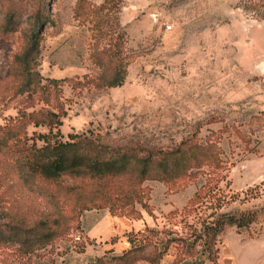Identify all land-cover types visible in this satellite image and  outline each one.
Segmentation results:
<instances>
[{"label":"rangeland","instance_id":"374dc122","mask_svg":"<svg viewBox=\"0 0 264 264\" xmlns=\"http://www.w3.org/2000/svg\"><path fill=\"white\" fill-rule=\"evenodd\" d=\"M76 1L56 0L49 12L56 26L44 32L38 58V73L45 79L81 80L91 72L88 33L72 17ZM87 1L99 5L104 0ZM122 1L117 20L136 59L120 87L97 92L62 85L65 114L59 139L83 135L114 148L152 150L171 148L192 136L203 139L229 125L242 124L240 130L248 135L250 117L264 112V0ZM17 4L25 5L24 11L32 2ZM7 5L8 1L0 0V6ZM25 19L23 12L15 32L2 34L0 17L1 128L18 117L25 101L12 98L16 80L6 75L13 56L26 45ZM47 133L44 127L29 125L19 144L10 142L0 152V264H94L97 259L107 262L120 256L130 249L127 233L105 240L104 236L91 239L89 231L111 214L99 198L127 191L133 180L45 181L30 173L20 161L24 144L35 142L39 147L42 141L36 136ZM251 140L255 150L250 154L243 153L239 140L220 143L227 168V179L220 186L234 198L221 212L255 213L256 219L246 231L224 230L217 244L219 264H264V133ZM202 182L199 179L174 192L162 183L145 181L141 188L147 209L133 206L140 219L117 217L127 219L128 226L132 222L142 226L140 233L148 227L185 235L181 217L171 213L185 208ZM193 217L187 220L190 224ZM55 220L61 225L57 229L51 227ZM41 223L55 230L43 249L33 234H26L29 230L40 233ZM183 262L210 264L201 254L188 258L177 245L159 264Z\"/></svg>","mask_w":264,"mask_h":264},{"label":"trees","instance_id":"16d2710c","mask_svg":"<svg viewBox=\"0 0 264 264\" xmlns=\"http://www.w3.org/2000/svg\"><path fill=\"white\" fill-rule=\"evenodd\" d=\"M6 1L9 5L0 6L2 34L15 32L13 29L18 26L17 20L19 17L22 19L23 12L27 20L26 45L13 56L6 74L16 80L12 98L23 97L25 101L18 110V117L0 127V152L10 142L15 146L19 144L29 125L48 129L47 134L35 138L42 141L41 146L37 147L35 142L29 146L24 141L22 164L30 173L45 181L129 177L133 186L127 191L99 198L100 205L109 207L111 217L118 215L140 219L133 206L139 204L147 209L146 195L141 188L145 181L162 183L169 191L177 192L202 179L201 186L187 206L179 213H171L181 217L180 224L187 228L185 235L177 236V232L148 227L141 233L129 232L125 234L129 250L107 262L97 259L94 264H135L140 260L147 264H159L172 245L181 246L188 258H198L201 254L208 263L219 264L217 244L224 230L234 227L237 231H246L256 219L255 213L221 212L234 198L226 196L220 186L227 179L220 143L224 139L233 144L239 140L243 143V153H254L250 143L257 133H264V112L250 117L246 123L248 135L240 130L242 124L223 126L203 139L192 136L171 148H114L101 139L83 135H69L67 141H62L58 131L65 114L61 102L62 85L70 83L74 90L97 92L120 87L128 67L136 59L117 20L123 1L104 0L99 5L87 0L76 1L72 17L77 26L84 27L88 33V57L92 67L90 74L84 75L81 80L45 79L38 73L41 38L47 29L56 26L49 17L56 0H27L32 4L24 11L25 5L17 4L21 0ZM127 207H130L129 210ZM193 215L195 221L190 224L187 220ZM47 224L38 226L41 227L40 233L33 230L26 232L33 234L39 249L45 248L55 235V230L48 228ZM51 225L56 229L61 226L58 220ZM147 248H151L148 253L145 252Z\"/></svg>","mask_w":264,"mask_h":264},{"label":"crops","instance_id":"0c3cea01","mask_svg":"<svg viewBox=\"0 0 264 264\" xmlns=\"http://www.w3.org/2000/svg\"><path fill=\"white\" fill-rule=\"evenodd\" d=\"M127 224V219L111 217L109 215V218L100 220L93 225V228L89 231V237L91 239H96L100 236H104L106 240L107 237L109 238V236H115L118 233H122L124 235L125 233L132 231L138 232L142 230V226L137 225L136 222H132L130 226ZM124 245H126V242H124Z\"/></svg>","mask_w":264,"mask_h":264},{"label":"built area","instance_id":"2783aa9c","mask_svg":"<svg viewBox=\"0 0 264 264\" xmlns=\"http://www.w3.org/2000/svg\"><path fill=\"white\" fill-rule=\"evenodd\" d=\"M169 29V28H168Z\"/></svg>","mask_w":264,"mask_h":264}]
</instances>
